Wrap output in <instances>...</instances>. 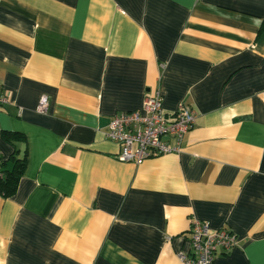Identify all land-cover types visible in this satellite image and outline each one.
Masks as SVG:
<instances>
[{
    "label": "crops",
    "instance_id": "0c3cea01",
    "mask_svg": "<svg viewBox=\"0 0 264 264\" xmlns=\"http://www.w3.org/2000/svg\"><path fill=\"white\" fill-rule=\"evenodd\" d=\"M156 91L194 111L180 150L119 160ZM0 95V264H180L192 218L237 236L213 264H264V0H0Z\"/></svg>",
    "mask_w": 264,
    "mask_h": 264
},
{
    "label": "built area",
    "instance_id": "2783aa9c",
    "mask_svg": "<svg viewBox=\"0 0 264 264\" xmlns=\"http://www.w3.org/2000/svg\"><path fill=\"white\" fill-rule=\"evenodd\" d=\"M6 98L0 95V103ZM47 108L46 97H41L36 110ZM194 111L179 104L171 117L162 108V96L158 91L145 94L139 110L114 114L105 136L119 145L117 158L135 164L166 153L178 152L184 135L191 129ZM4 159L0 150V176L3 175ZM189 247L178 253L180 264H213L217 249L228 251L237 243V236L225 228L212 229L196 218L189 222Z\"/></svg>",
    "mask_w": 264,
    "mask_h": 264
},
{
    "label": "trees",
    "instance_id": "16d2710c",
    "mask_svg": "<svg viewBox=\"0 0 264 264\" xmlns=\"http://www.w3.org/2000/svg\"><path fill=\"white\" fill-rule=\"evenodd\" d=\"M13 138L14 134H10ZM11 167L3 170V175L0 176V195L9 197L16 191L18 180L25 167V158H12Z\"/></svg>",
    "mask_w": 264,
    "mask_h": 264
}]
</instances>
